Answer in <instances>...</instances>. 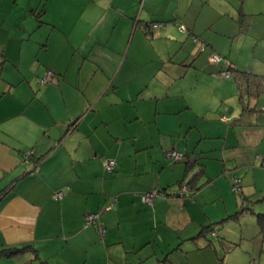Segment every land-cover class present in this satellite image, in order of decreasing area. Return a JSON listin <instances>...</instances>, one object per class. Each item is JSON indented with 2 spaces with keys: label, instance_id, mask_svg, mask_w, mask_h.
Segmentation results:
<instances>
[{
  "label": "crops",
  "instance_id": "1",
  "mask_svg": "<svg viewBox=\"0 0 264 264\" xmlns=\"http://www.w3.org/2000/svg\"><path fill=\"white\" fill-rule=\"evenodd\" d=\"M213 52L264 74V0H0V264H220L260 226L264 101ZM105 204L100 238L83 216Z\"/></svg>",
  "mask_w": 264,
  "mask_h": 264
},
{
  "label": "built area",
  "instance_id": "2",
  "mask_svg": "<svg viewBox=\"0 0 264 264\" xmlns=\"http://www.w3.org/2000/svg\"><path fill=\"white\" fill-rule=\"evenodd\" d=\"M152 27H157L160 25V23L158 22H154L151 24ZM178 28L181 31H185V27L183 24H178ZM146 36L150 37V31L146 32ZM193 39H197L196 36H193ZM205 47V42L201 41L200 42V46L199 49L203 50ZM208 60L210 63H218L220 61H224L225 64L230 67L232 66L228 60L226 58H224L223 56H221L218 53H211L208 56ZM221 75L223 76H230V71L229 69H225L223 71L220 72ZM53 76V72L52 70H47L45 72V74L43 76H41L38 79V83H45L47 81H49ZM260 109L262 111H264V105H261ZM33 154V149H27L22 153V157H21V162L22 163H26L29 161V158L32 156ZM166 156L172 158V159H177V158H182L183 154L180 150H176V149H172V150H168L166 152ZM103 163V168L106 171H112L114 166L116 165V161L113 158H106L102 161ZM230 178V183H231V188L232 191L239 196L240 200H241V205L240 206H246V198L244 197L243 191H242V187H241V180L240 177L234 174H230L229 175ZM188 183L186 180H182L179 182L177 188L175 189V191H168L165 189H161V188H151L149 190L143 191L140 193V198L143 202L147 203V204H152V202L156 199V198H168L170 196H184L185 193L188 190ZM67 189V187L65 188ZM64 193V190H57L56 192H54V197L56 198H60L62 197ZM111 207V204H105L104 206H102L101 208H99L98 211L96 212H86L83 216V225L84 227H92L95 229V231L97 232L98 236L100 238L104 237L105 234V226L104 223L102 221V213L103 211L109 209ZM210 233L212 235H215V230H211Z\"/></svg>",
  "mask_w": 264,
  "mask_h": 264
},
{
  "label": "rangeland",
  "instance_id": "3",
  "mask_svg": "<svg viewBox=\"0 0 264 264\" xmlns=\"http://www.w3.org/2000/svg\"><path fill=\"white\" fill-rule=\"evenodd\" d=\"M245 37L241 39L240 42H237L235 47L233 48L232 52L233 55L238 52L239 45L243 44V40ZM247 47V44H244V48ZM243 51H245L243 49ZM244 61L247 59V56H243ZM208 60V59H207ZM258 73H264V72H258ZM254 100H259V101H264V94H260L259 97H254ZM252 99V101H254ZM264 105V104H261ZM260 106V105H259ZM258 106V108H259ZM261 107V106H260ZM231 188V184H230ZM232 191V188H231ZM232 193L237 197L238 199V205L240 207L241 205V200L238 195H236L233 191ZM248 200L246 202V206L248 205ZM247 223H250V219L245 220ZM255 222V221H254ZM231 229H234L235 233H238L236 231V227L231 226ZM239 234V233H238ZM244 235L245 238L241 240V242H237L236 246H234L232 249H227L223 251L220 249L222 252L218 256L220 264H264V227H250L246 228L244 230ZM234 239H238L237 236L234 237ZM236 242V241H235ZM225 252V253H224ZM223 254L225 256H223Z\"/></svg>",
  "mask_w": 264,
  "mask_h": 264
},
{
  "label": "trees",
  "instance_id": "4",
  "mask_svg": "<svg viewBox=\"0 0 264 264\" xmlns=\"http://www.w3.org/2000/svg\"><path fill=\"white\" fill-rule=\"evenodd\" d=\"M227 69H229L230 75L234 77L236 84H237V87H238V91L241 94H245L247 96L248 95L259 96L260 94H264V74H262V75L252 74L251 72H249L247 70L235 69L233 66H230ZM186 181L189 185V187H188V190H189L190 186H192V181L190 178L187 179ZM178 184H177V186H178ZM186 193H185V195H186ZM178 197H180V196H178ZM245 208H246V206H240V210H243ZM256 216H257V221H258L260 227H264V213H257ZM211 230H214V229H211ZM24 247H25V245L19 246V247L18 246L6 247L3 249V251L7 255H12V254L17 253L18 251L22 250Z\"/></svg>",
  "mask_w": 264,
  "mask_h": 264
}]
</instances>
